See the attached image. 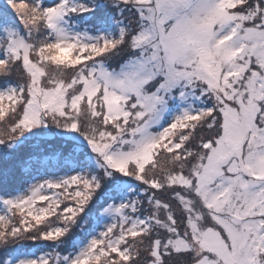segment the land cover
<instances>
[{"label":"snow or ice","instance_id":"snow-or-ice-1","mask_svg":"<svg viewBox=\"0 0 264 264\" xmlns=\"http://www.w3.org/2000/svg\"><path fill=\"white\" fill-rule=\"evenodd\" d=\"M0 264H264V0H3Z\"/></svg>","mask_w":264,"mask_h":264},{"label":"rangeland","instance_id":"rangeland-1","mask_svg":"<svg viewBox=\"0 0 264 264\" xmlns=\"http://www.w3.org/2000/svg\"><path fill=\"white\" fill-rule=\"evenodd\" d=\"M3 2V0H0V3H2Z\"/></svg>","mask_w":264,"mask_h":264}]
</instances>
